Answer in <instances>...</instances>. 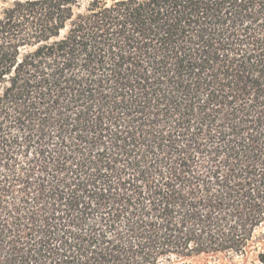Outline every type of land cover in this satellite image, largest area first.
<instances>
[{
	"label": "trees",
	"instance_id": "16d2710c",
	"mask_svg": "<svg viewBox=\"0 0 264 264\" xmlns=\"http://www.w3.org/2000/svg\"><path fill=\"white\" fill-rule=\"evenodd\" d=\"M10 1L0 264H264V0Z\"/></svg>",
	"mask_w": 264,
	"mask_h": 264
},
{
	"label": "rangeland",
	"instance_id": "374dc122",
	"mask_svg": "<svg viewBox=\"0 0 264 264\" xmlns=\"http://www.w3.org/2000/svg\"><path fill=\"white\" fill-rule=\"evenodd\" d=\"M90 0H80L82 7H85ZM12 1L0 0V14L3 8L7 7ZM254 253L250 254L247 262L232 254L216 253L202 254L184 260L175 261L174 264H251L254 259Z\"/></svg>",
	"mask_w": 264,
	"mask_h": 264
}]
</instances>
